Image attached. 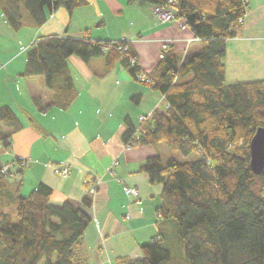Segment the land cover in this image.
I'll use <instances>...</instances> for the list:
<instances>
[{"label": "trees", "instance_id": "16d2710c", "mask_svg": "<svg viewBox=\"0 0 264 264\" xmlns=\"http://www.w3.org/2000/svg\"><path fill=\"white\" fill-rule=\"evenodd\" d=\"M139 0L140 5L173 12L203 49L184 58L172 49L143 74L128 42L58 36L40 38L28 51L24 77L42 76L52 92L41 112L67 110L78 96L68 60L104 57L105 70L121 61L132 77L165 100L135 127L126 121L123 142L132 148L165 145L185 160L147 159L141 167L162 187L159 236L142 246V258L119 257L114 264H264V171L251 169L250 144L264 130V80L226 83L227 42L235 39L249 11L248 0ZM86 0H0V11L15 32L41 28L47 12L71 16ZM127 48V49H126ZM126 49V50H125ZM137 62L132 64V60ZM142 97L133 99L138 103ZM23 123L10 106L0 107V147L12 148ZM169 149V150H170ZM195 155L196 159L189 157ZM22 159L0 157V264H88L84 235L92 222V198L82 206L50 204L52 189L40 184L22 194Z\"/></svg>", "mask_w": 264, "mask_h": 264}, {"label": "crops", "instance_id": "0c3cea01", "mask_svg": "<svg viewBox=\"0 0 264 264\" xmlns=\"http://www.w3.org/2000/svg\"><path fill=\"white\" fill-rule=\"evenodd\" d=\"M86 1L87 6L71 16L64 8L47 13L44 26L27 32L13 31L0 11V107L10 106L23 123L11 150H3L9 156L4 163L26 160L22 191L45 184L52 189L53 206L65 202L82 206L91 196L85 258L88 264H114L119 257L142 258V246L159 236L160 227L172 230L171 223L159 224L162 187L141 171L148 158L168 157L169 148L160 144L126 150L122 140L126 121L138 127L139 116L164 109L165 100L132 77L121 61L106 72L104 57L89 63L72 57L68 64L78 91L76 100L67 110L41 112L35 99L47 105L52 92L44 77L23 76L27 51L49 36L128 42L142 73L148 75L163 50L172 49L184 58L200 52L204 44L181 22L158 23L155 8L140 5L139 0ZM248 1L238 36L227 42L226 81L233 71L253 75L254 80L242 82L264 80V0ZM235 82L240 81L226 83ZM137 96L142 97L138 103L133 101ZM116 159L118 165L113 167ZM60 165L69 166L68 176L57 171ZM125 187L136 188L138 197L127 195Z\"/></svg>", "mask_w": 264, "mask_h": 264}, {"label": "built area", "instance_id": "2783aa9c", "mask_svg": "<svg viewBox=\"0 0 264 264\" xmlns=\"http://www.w3.org/2000/svg\"><path fill=\"white\" fill-rule=\"evenodd\" d=\"M175 0H170L169 1V3H173ZM154 13H155V16H156V18H157V20L158 21H160V22H169V21H177L176 20V18H175V16H174V14H173V12L172 11H170V10H166V9H162V8H160V7H156L155 9H154ZM181 23H182V25H183V29H187V27L185 26V22L184 21H180ZM127 49V48H126ZM125 49V50H126ZM161 58H163V55L161 54ZM136 60L135 59H133L132 60V64L133 65H135L136 64ZM138 79L140 80V81H144V82H150V80L148 79V77L146 76V75H144V74H140L139 76H138ZM147 119V117H146V115H142V116H140V118H139V120L140 121H145ZM125 149L126 150H130V149H132V147L131 146H125ZM27 165V163H26V160H24V159H22V165L21 166H13L12 164H8V165H6L5 167H4V170H3V172H7L9 169H15V170H17V168H19V167H25ZM116 165H118V161H117V159H116V161L114 162V164H113V167H115ZM57 171L62 175V176H68V174H69V166L68 165H60L59 167H58V169H57ZM90 183H91V180H88ZM124 191H125V193L127 194V195H131V196H134V197H138V191H137V189L136 188H130V187H125V189H124ZM95 192V186H92L91 187V193H94Z\"/></svg>", "mask_w": 264, "mask_h": 264}, {"label": "water", "instance_id": "95a60500", "mask_svg": "<svg viewBox=\"0 0 264 264\" xmlns=\"http://www.w3.org/2000/svg\"><path fill=\"white\" fill-rule=\"evenodd\" d=\"M251 169L256 175L264 171V130L259 129L251 141Z\"/></svg>", "mask_w": 264, "mask_h": 264}, {"label": "rangeland", "instance_id": "374dc122", "mask_svg": "<svg viewBox=\"0 0 264 264\" xmlns=\"http://www.w3.org/2000/svg\"><path fill=\"white\" fill-rule=\"evenodd\" d=\"M49 15H50V12H47ZM155 14V13H154ZM156 17V16H155ZM157 19V18H156ZM157 22L158 23H169V22H174V21H169V22H160V21H158L157 20ZM32 28H30V27H27V28H24V30L23 31H30ZM35 29V28H34ZM239 74V75H238ZM253 75L249 72V73H247V74H245L244 73V75L243 76H240V71L239 72H237V71H233V73H230L229 74V76H228V80L229 81H226L227 83H230V82H232V80H239L240 82H242V81H247V80H254V79H252V78H254V77H252ZM231 80V81H230ZM142 85H144L145 86V84L143 83ZM147 85V84H146ZM139 118H140V116H139ZM138 118V119H139ZM140 121V120H139ZM170 149V148H169ZM0 151L2 152V153H4L3 152V149H1L0 148ZM170 151V154H169V156L168 157H164V161L165 160H167L168 158H171V157H173V158H176V159H178V160H181V161H183V160H185L186 159V157H184L180 152H177V151H173V150H169ZM7 154H0V157H1V159H2V161L3 162H6L7 160H8V158H9V156H6ZM189 159L190 160H193V159H196V156L195 155H191L190 157H189ZM27 188L28 187H24V189H23V191H22V194L23 195H28L31 191H28L27 190Z\"/></svg>", "mask_w": 264, "mask_h": 264}]
</instances>
